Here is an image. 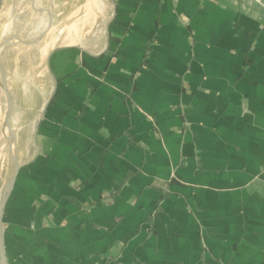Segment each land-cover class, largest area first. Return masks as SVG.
<instances>
[{"label":"crops","instance_id":"0c3cea01","mask_svg":"<svg viewBox=\"0 0 264 264\" xmlns=\"http://www.w3.org/2000/svg\"><path fill=\"white\" fill-rule=\"evenodd\" d=\"M45 1L0 12L54 14ZM112 6L32 71L27 45L0 49L7 264H264V0Z\"/></svg>","mask_w":264,"mask_h":264},{"label":"rangeland","instance_id":"374dc122","mask_svg":"<svg viewBox=\"0 0 264 264\" xmlns=\"http://www.w3.org/2000/svg\"><path fill=\"white\" fill-rule=\"evenodd\" d=\"M44 4L45 6H49L50 1L47 0ZM53 4L55 6V12L53 14V26L50 31L36 43L31 45L25 44L27 45V57L25 61L27 72L33 70L36 63L35 57H38V63H41V55L39 54L41 47L44 48L49 46L50 48L60 44H80L82 39H92L95 32H100V34H102L105 27L104 21L107 19L109 12L113 11L112 0H53ZM48 22V12H0V43L12 35H20L27 41L35 40L46 29ZM14 41L20 42L18 40ZM11 53L12 51L10 50L9 54ZM9 58L10 55L7 59ZM3 68L6 72V68L4 66ZM2 79L3 74L0 70V101L4 104L2 113L5 114L6 117L7 99L1 87ZM10 84L11 86L13 85L14 88H17L16 81H11ZM3 130L5 135L9 136V131L5 125ZM1 160L2 156L0 150V175ZM13 169L14 165L10 154V175L13 174ZM0 189L1 201L4 188Z\"/></svg>","mask_w":264,"mask_h":264},{"label":"water","instance_id":"95a60500","mask_svg":"<svg viewBox=\"0 0 264 264\" xmlns=\"http://www.w3.org/2000/svg\"><path fill=\"white\" fill-rule=\"evenodd\" d=\"M46 10L49 14V22L47 24L46 29L35 40L27 41V40L23 39L20 35H12V36L8 37L6 40H4L2 43H0V49L5 44H7L13 40H18V41L22 42L23 44H28V45L34 44L37 41H39L47 32L50 31L51 27L53 26V11L50 9H46ZM0 70L3 74L1 87L4 90L5 95H6V99H7V113H6L4 125L7 127L8 131H9L8 139L10 142L11 157H12L13 165H14L13 174L7 183V186L4 190L3 196L1 198V203H0V264H7V256H6V252H5V243H4V234H3V218H4L5 207H6L7 201L10 197L11 190L13 189L16 177H17L18 172H19V162H18V158H17L15 133L13 131V127L11 124L12 115H13V111H14V101H13V98H12L11 93H10L9 88H8L7 74H6L3 66L1 65V63H0Z\"/></svg>","mask_w":264,"mask_h":264}]
</instances>
